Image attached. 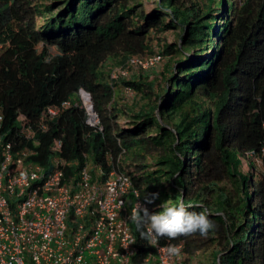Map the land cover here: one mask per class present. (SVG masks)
<instances>
[{
    "label": "trees",
    "instance_id": "obj_1",
    "mask_svg": "<svg viewBox=\"0 0 264 264\" xmlns=\"http://www.w3.org/2000/svg\"><path fill=\"white\" fill-rule=\"evenodd\" d=\"M155 3L146 13L141 0H0V136L32 151L28 161L71 164L54 167L69 176L91 162L102 179L129 177L142 202L159 193L152 213L169 201L211 213L206 236L157 246L180 245L187 260L209 250L213 264H264V157L258 174L239 170L264 144V0ZM166 32L174 42L160 38ZM153 40L149 55L167 58L159 87L136 75L111 79L109 56H149ZM116 88L136 102L117 103ZM49 107L59 108L52 119ZM128 225L133 264H151L154 245Z\"/></svg>",
    "mask_w": 264,
    "mask_h": 264
},
{
    "label": "built area",
    "instance_id": "obj_2",
    "mask_svg": "<svg viewBox=\"0 0 264 264\" xmlns=\"http://www.w3.org/2000/svg\"><path fill=\"white\" fill-rule=\"evenodd\" d=\"M160 59L156 54L131 57L127 69L115 67L110 77L129 78L136 70L156 69ZM125 93L131 90L126 88ZM58 109L47 108V118H54ZM86 111L88 122L96 125V115ZM60 145L56 141L52 150ZM32 153L28 148L14 149L0 136V264H120L117 253L121 257L135 253L128 222L140 199L127 176L112 171L100 181L85 168L69 176L54 168L64 165L58 158L52 159L53 169L47 172L48 167L28 161ZM247 155L241 163L253 159L261 164L264 144L260 153ZM152 245L154 253L145 261L181 264L182 252L170 256L168 246ZM132 257L126 264H133Z\"/></svg>",
    "mask_w": 264,
    "mask_h": 264
},
{
    "label": "clouds",
    "instance_id": "obj_3",
    "mask_svg": "<svg viewBox=\"0 0 264 264\" xmlns=\"http://www.w3.org/2000/svg\"><path fill=\"white\" fill-rule=\"evenodd\" d=\"M79 93L81 98L87 99V102H90L89 109L91 110L92 104L89 96L86 94L84 95L83 94L84 91L82 90H80ZM91 111L93 112V106ZM53 158L55 157H52V159ZM51 162L52 161H50V163ZM68 164L69 163H65L63 165L64 168H71V164H69V167L67 166ZM261 164H262V159H261ZM261 164L255 163V165H261ZM46 167L49 168L47 169V172L53 169V166L51 167V165ZM84 168L88 171V173L93 179H98L100 181H103L107 178L106 177L105 179H102L103 172L101 170L92 169L90 171L88 170L89 169L88 166H84L82 169ZM60 169L66 175H68L64 171V169L62 168ZM125 182H127V178H125ZM157 199H159V193H151L149 197L144 198L143 202L137 200L135 205L132 207L131 214L129 216V220L136 226V229L140 233L141 238L149 241V243L152 244L158 243V241L161 238H165V237L168 238L169 240H175L180 236H187L197 232L201 236H206L210 230H213L216 227L214 221L210 218L211 213H209L207 209H203L200 212H193L186 209L183 206V204H180L179 206H172L171 202L169 201L160 205L162 209L160 212L152 213L149 211L147 205L153 204ZM166 251L170 256H178L182 252L181 247L176 244H169ZM116 255L117 257H119L120 264H126V261L131 256H134L135 253L129 252L128 255L124 257H121L119 253H117ZM184 258L185 256L182 253L181 264H183Z\"/></svg>",
    "mask_w": 264,
    "mask_h": 264
},
{
    "label": "rangeland",
    "instance_id": "obj_4",
    "mask_svg": "<svg viewBox=\"0 0 264 264\" xmlns=\"http://www.w3.org/2000/svg\"><path fill=\"white\" fill-rule=\"evenodd\" d=\"M141 1L143 2L144 9H145L146 13L151 12L152 9H154L156 6L155 0H141ZM159 36L161 39L165 40L168 43H172L175 41V37H174L173 32H166L164 34H160ZM151 44H152V47L150 45H148V47L146 49L147 52H145L146 53L145 55H149L152 51H157L158 45H157L156 40L151 41ZM41 48H42V45H38V47H37L38 51H40ZM48 54H49V57L52 58V57L58 55V51L55 47L49 46L48 47ZM128 60H129V58H127L126 56H124V57H122V56L121 57L109 56L107 59L106 65L107 66L109 65L111 67L113 66V68L117 67V66L118 67L123 66L124 69H127L126 63L128 62ZM166 60H167V58H165L163 62L160 61L159 65H158L159 67L157 66L158 68L156 67L157 69H155V70H152V71L151 70H148V71L136 70L132 74L136 75V77H137L136 79L143 77L144 79L148 78V80L149 79L153 80L154 83L156 84L155 87H157L162 82L160 74H161V70H162V67L164 65V62ZM114 97H115L114 98L115 101L119 104L129 105V104H134L136 102V97L132 98L130 96H127L126 93L124 92V90L120 89V88L115 89ZM80 99L81 100H79V102L81 103V105L86 110L90 111L89 110L90 102H87V99H84L81 97H80ZM247 161H248L247 163H241V166L239 167V170L241 171L240 173H245L246 171H249L250 168H252V167H253L254 171H256L257 174L261 170H263V164L255 165V160H253V159H250ZM88 168H89L88 170H90V171L92 170V163L91 162L89 163ZM95 174H97V173H95ZM254 181H255V183H257L258 179L256 178ZM225 186H226V184H225ZM226 191L228 192V188H226ZM184 259L187 260V258H184ZM209 259H211V260H209ZM212 259L214 260V252L211 253V251L208 250L205 252L204 251L198 252L193 257H191L190 259L185 261V263L183 262V264H213L214 261Z\"/></svg>",
    "mask_w": 264,
    "mask_h": 264
},
{
    "label": "water",
    "instance_id": "obj_5",
    "mask_svg": "<svg viewBox=\"0 0 264 264\" xmlns=\"http://www.w3.org/2000/svg\"><path fill=\"white\" fill-rule=\"evenodd\" d=\"M84 95L86 94L85 92L83 93ZM87 95V94H86ZM91 110H92V105H91Z\"/></svg>",
    "mask_w": 264,
    "mask_h": 264
}]
</instances>
